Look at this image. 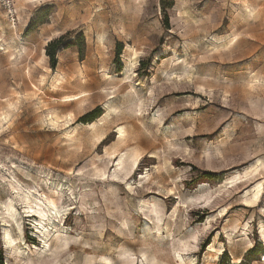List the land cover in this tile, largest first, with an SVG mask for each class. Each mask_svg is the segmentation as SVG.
<instances>
[{
	"label": "rangeland",
	"instance_id": "obj_1",
	"mask_svg": "<svg viewBox=\"0 0 264 264\" xmlns=\"http://www.w3.org/2000/svg\"><path fill=\"white\" fill-rule=\"evenodd\" d=\"M14 9V25L0 13V264H264V184L246 194L264 166L245 174L264 165V0ZM79 34L83 60L64 48ZM127 150L141 157L122 175Z\"/></svg>",
	"mask_w": 264,
	"mask_h": 264
},
{
	"label": "bare ground",
	"instance_id": "obj_2",
	"mask_svg": "<svg viewBox=\"0 0 264 264\" xmlns=\"http://www.w3.org/2000/svg\"><path fill=\"white\" fill-rule=\"evenodd\" d=\"M132 51V50H131ZM133 52V51H132ZM132 56L135 57L136 56V53L133 52L132 53ZM132 60H130L131 62ZM78 99H80L79 96H64L62 97L61 99H59V101L61 102H75L77 101ZM108 115V114H107ZM75 118V117H74ZM77 119V118H76ZM6 120V119H5ZM74 120V119H73ZM107 120V116H104L101 121H106ZM117 133H118V137H117V140L118 142H123L124 140V127L122 126H118V129H117ZM119 156V155H118ZM141 157V154L138 153L137 151H133V150H130L127 152L125 151L124 154H122L120 157H119V160H118V163H117V166L119 167V170L120 172L122 173V175H127L128 173H130L132 167L136 164L137 160ZM263 163L260 161V160H257L254 164H252L249 169L246 171V176L247 175H251L252 173H255L259 170H261L263 168ZM149 176V175H148ZM263 184L264 182L263 181H258L255 186H253V188L249 191L246 192V194H250V192H252V198H257L262 189H263ZM15 190V189H14ZM21 190V189H20ZM18 196H20V194H18ZM24 199L26 201V203H28L29 206L31 205H38V202L35 201V198H33L30 194H23L22 197L20 196V199ZM47 199V203H49V205L51 206H54V201L49 199L48 197H46ZM5 209H6V214L9 216V217H12L14 218L15 214H16V210H15V207L13 205V201L11 199L8 200V203L7 205L5 206ZM16 223H18V221H16ZM12 233L9 231V230H6L5 231V238L7 240V244H9L10 246L16 244V240L12 237L11 235ZM57 241H62V245H61V248L65 247L68 243H67V238H62L61 236H57ZM71 248V247H69ZM51 249V246L48 245V251H50ZM180 261L183 263V260L181 258H179ZM239 259L240 258H235L234 262L235 263H238L239 262Z\"/></svg>",
	"mask_w": 264,
	"mask_h": 264
},
{
	"label": "trees",
	"instance_id": "obj_3",
	"mask_svg": "<svg viewBox=\"0 0 264 264\" xmlns=\"http://www.w3.org/2000/svg\"><path fill=\"white\" fill-rule=\"evenodd\" d=\"M46 16V15H45ZM39 21L36 20H31L27 26V31L30 30L31 28H33L36 24H38ZM167 26V25H166ZM63 41V38L60 37L58 40L52 41L50 42L47 46H46V52L47 55L50 58H54L55 55V50H53L51 53L49 52V47L52 45H60L61 42ZM77 47L78 50V54L80 56V60H83V54L85 52V44H84V39L83 36L81 34H79V36L77 37V41H69L67 45H65L64 48H69V47ZM121 50H122V45L118 44V49L116 50V58H119V55L121 54ZM100 115V112H97L95 110H93L91 113L84 115V117H90L88 121H93L94 119H96L98 116ZM208 179H211V175L210 174H206Z\"/></svg>",
	"mask_w": 264,
	"mask_h": 264
},
{
	"label": "built area",
	"instance_id": "obj_4",
	"mask_svg": "<svg viewBox=\"0 0 264 264\" xmlns=\"http://www.w3.org/2000/svg\"><path fill=\"white\" fill-rule=\"evenodd\" d=\"M16 0H0V13H3L9 23L13 24L18 21V16L14 9Z\"/></svg>",
	"mask_w": 264,
	"mask_h": 264
},
{
	"label": "snow or ice",
	"instance_id": "obj_5",
	"mask_svg": "<svg viewBox=\"0 0 264 264\" xmlns=\"http://www.w3.org/2000/svg\"><path fill=\"white\" fill-rule=\"evenodd\" d=\"M4 195H5V193L0 191V198H2ZM66 226H67V222H66Z\"/></svg>",
	"mask_w": 264,
	"mask_h": 264
}]
</instances>
